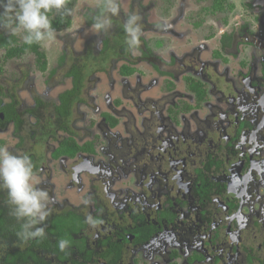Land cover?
Wrapping results in <instances>:
<instances>
[{"label": "flooded vegetation", "instance_id": "af4514ba", "mask_svg": "<svg viewBox=\"0 0 264 264\" xmlns=\"http://www.w3.org/2000/svg\"><path fill=\"white\" fill-rule=\"evenodd\" d=\"M229 1L231 12L201 15L183 30L179 22L194 10L198 16L204 3L196 0L195 9L183 0L178 9L171 6L169 22L149 23L134 0L142 33L162 35L154 43L143 37L152 54L138 63L124 50H103L107 29L100 49L90 48L96 38L86 42L88 64L79 63L73 43V64L96 84L80 89L70 116L54 109L73 87L66 74L72 86L58 98L37 94L34 79H14L11 122L2 125L0 112V134L17 140L7 149L9 173L0 169V262L15 256L9 264H264V186L255 187L264 184V0H243L245 13ZM113 19L137 21L123 12ZM203 27L204 40L180 56L168 46L174 41L167 35L183 31L194 42ZM63 55L69 56L66 49ZM35 57L38 70L52 78L57 67L46 73L47 58L42 69ZM124 65L134 72L123 74ZM143 66L156 75L150 83L142 81ZM116 69L122 81L112 77ZM99 73L107 92L97 90ZM27 93L32 106L24 102ZM45 125L37 150L26 146ZM68 141L74 150L61 151ZM248 181L253 187L242 197Z\"/></svg>", "mask_w": 264, "mask_h": 264}, {"label": "rangeland", "instance_id": "374dc122", "mask_svg": "<svg viewBox=\"0 0 264 264\" xmlns=\"http://www.w3.org/2000/svg\"><path fill=\"white\" fill-rule=\"evenodd\" d=\"M103 0H78L76 5L73 7V9L69 12V16L72 20V26L68 29H64L59 32L55 31H49L45 27V24L39 25L38 27L42 29V31L47 32V37L45 40L41 43L42 45V50H44L47 58V71L48 73L52 67H57L58 71L55 75L52 76V78L48 79V75H44L43 72H40L36 66V57L32 54H27L25 55L22 59L18 60L17 62L14 61V63L10 60L4 61V50L0 51V66L2 67V73L0 75V83L5 85L6 83L11 84L10 89L11 92L13 90V82L14 79L17 78L20 74L24 75L27 77L28 80L34 79L35 83L37 84V89L40 92H36L37 94H42L46 96L47 98H58V96L63 92L64 90H67L70 88L71 81L69 79H65L64 75L68 71V69L71 67L74 61H72L73 58L76 57V55L72 52V45L74 43V48L77 52H79V55L77 57L80 60L79 63L85 62L88 64L89 59L91 57L87 54H85L84 50H86V44L88 45V39L90 38H96V40H91L89 45L91 46L90 48H93L95 43H96V49H100L102 47V30L99 26L97 25H89L91 26L90 28H86L88 25L87 22V16L92 15V18L94 14L90 13V11H97L100 3ZM140 3L142 4L144 8L143 12V17H145L149 23L153 22H159V17L162 19L163 22L167 23L170 20L171 13H174V10L171 8L172 5L174 7L177 6V9L180 7V2H183V0H171L170 3H168L169 0H139ZM194 4V7L196 9V0H189ZM237 1V7L240 8L243 12L245 11L244 8L242 7L241 4H243V0H235ZM109 4V9L107 11V16H105L104 23L106 24V28L109 33L115 38L116 35H118V31L116 29V26L113 24L111 19L114 18L116 14H120V12H123L126 16H131L135 19H137L136 22L131 21L129 25H133V30H132V40H138L141 42L143 37H145L148 41L153 42L157 40L159 37L162 35H157L158 33L154 32H143L144 29V24L139 23V15H138V7L134 5V0H110L108 1ZM206 6L210 5L209 2L204 3ZM132 7H135V10L132 9ZM172 11H169V10ZM180 12V10L178 11ZM177 12V13H178ZM196 11L188 13L185 17L184 22H179L177 27L180 29L182 28L183 30H186V26L191 27V21H200L202 19V16L199 14L198 16H194ZM78 14V15H77ZM85 14V15H84ZM90 14V15H89ZM87 15V16H86ZM250 20V19H247ZM124 27L125 29H130L129 26L126 25H120L119 28ZM105 29L103 31L105 32ZM139 30L142 33V36L139 35ZM183 32V31H182ZM182 32H178L177 36L174 35H167V37L170 39H173L172 41H169L168 46H174L177 48V54L180 56L182 52H185L186 50H190V48L193 46L194 43H197V46L200 44L199 41L204 40V37L207 35V27H203L200 30H196V33L198 34L199 37H194L193 41L189 39L187 36L182 35ZM22 33V32H20ZM215 34V32L213 33ZM21 35V34H20ZM74 40V41H73ZM186 41V42H185ZM88 42V43H86ZM211 45L215 46L214 39L211 40ZM67 50L69 53V56H66L67 62L59 66V59L61 58L63 51ZM83 51V53H81ZM92 51V50H91ZM137 54V53H135ZM156 54H162L165 56L159 49H156ZM209 52H207L204 56L207 57L209 56ZM93 56V55H92ZM166 57V56H165ZM85 58V59H84ZM22 62V63H21ZM92 64H94L93 61H91ZM110 63V64H108ZM109 69L111 67V61L109 60L106 64ZM142 70L145 71V74L143 75L144 77L142 78V81L145 83H150L152 79L156 78L155 73L152 72L151 68L147 66H143ZM32 76V78H31ZM98 76H100L102 81L97 84V90L98 92L104 91L107 92L106 90V79L104 78V74L99 73ZM137 76V75H136ZM136 76H133L129 79L131 81V85L135 87V84L138 82L136 79ZM155 76V77H154ZM112 77L115 79H118L119 81L123 80V77L119 74L118 69L115 71H112ZM59 84V82H61ZM29 85H32L30 81H28ZM91 81L86 80L84 85L85 88H93L95 87V84L93 83L91 86ZM159 84H162V79L159 81ZM1 86V85H0ZM51 92V93H50ZM153 92V91H152ZM24 102L27 104V106H32L34 104L33 99L29 96V94H23ZM41 95V96H42ZM21 98V97H20ZM19 98V99H20ZM21 101L23 99H20ZM90 102V101H89ZM82 109L84 111H89L88 106L83 105ZM82 125V123H79ZM9 132H11V129H9ZM12 137V136H11ZM8 133H3L0 134V140H2L4 143L3 147L0 151V169L3 172H8L10 170V162H12V158L9 156L7 152L8 147L12 146L17 142L16 139L11 138ZM20 155L18 157L17 161V168H20ZM13 162H15L13 160ZM243 241L244 243L247 242L246 236L243 235Z\"/></svg>", "mask_w": 264, "mask_h": 264}, {"label": "trees", "instance_id": "16d2710c", "mask_svg": "<svg viewBox=\"0 0 264 264\" xmlns=\"http://www.w3.org/2000/svg\"><path fill=\"white\" fill-rule=\"evenodd\" d=\"M77 1L78 0H0V51L4 50V61L6 62L10 60L14 63V61L17 62L18 59L23 55L33 53L35 56H37V63L40 64L42 69H45L46 55L42 50L41 43L47 37V32L42 31V29L38 26L40 24H45V27L49 29V31L55 32L70 28L72 26V20L69 16V12L76 5ZM108 1L109 0H103L100 3L97 11H90V13L94 14L93 18L90 14V16L86 15L89 24L97 25L101 28H104L106 26V24L103 22V18L107 16V11L109 9ZM197 1L198 3H205L210 1V5L201 7V11L199 13L200 15L216 13L217 10H224L226 9V7L228 12H231L235 6L229 0ZM170 2L171 0H169V3ZM112 20L113 22L116 21L115 19ZM119 22L120 20H117L115 24H118V26L122 25ZM117 31L118 37L115 38H113L111 34H106L107 37L103 40L104 51L107 50L108 52V48H110L114 52L119 54L120 51L124 50V54L126 55V57H133L134 59H136V63L143 59L144 56L152 54L151 46H149L148 41L141 40V42H144L141 43L138 40L130 39L127 36L128 29H125L124 27L118 28ZM113 39H115L116 42H113ZM135 49H137L139 53H137L138 55L134 56L132 52ZM141 53H143V55ZM65 61V55L61 56V58L59 59V63L63 65ZM82 69H80L78 63H75L66 73L67 77L72 78L73 87L62 94L59 102L54 105L55 111L58 112L61 118L67 117L71 113L73 100L77 98L76 96L78 95V92H80L79 89L84 86L85 74L83 73ZM57 70V68L52 69L50 72V77H52L57 72ZM134 70V68L124 65L121 71L123 74H131L134 72ZM1 73L2 67L0 66V75ZM1 88L3 87L0 86V92H2ZM13 110V104H8L2 111L9 114L13 112ZM48 130L49 127L45 125L39 130V133H37V140L34 137V140H31L26 146L34 147V151H36L39 147L38 140L45 139L46 131ZM21 146H23V143H20L19 147ZM75 146L76 145L74 143L64 142L63 144H61V151L74 150ZM7 196L9 201L11 202V193L9 192ZM15 259V256L6 258L7 264H9L8 262L11 260L15 261ZM0 264L3 263L0 262Z\"/></svg>", "mask_w": 264, "mask_h": 264}, {"label": "clouds", "instance_id": "9594fccd", "mask_svg": "<svg viewBox=\"0 0 264 264\" xmlns=\"http://www.w3.org/2000/svg\"><path fill=\"white\" fill-rule=\"evenodd\" d=\"M123 24H125L126 26H129L130 27V29H128L127 36L131 39L132 36H133L132 35L133 25H129V24H131L130 22L129 23L126 22V23H123ZM115 26H116V29L118 30V28H119L118 24H115ZM105 28H106V26L104 28H101V30H103ZM109 34H111V33H109ZM139 35L142 36V33H141L140 30H139ZM141 43H144V42L142 41ZM0 85H1V87H3V88H1L2 92H6V98H4V99H1L0 98V112H1V115H2V119L5 120L2 125H5V124L11 122V114H12V112L9 113V114H7L6 112L2 111L9 104V101H8L7 97H8L9 92H11V89H10L11 84L6 83L5 85H3V84L0 83ZM11 104H13V106H14V103H11ZM263 159H264V157L262 158V160ZM263 169H264V166H261L260 165L259 170L260 171H263ZM254 175H255V173H254ZM249 184H250V181H248L246 183V189H243V184L240 186V188L242 190V197L245 196V195H247L248 192H249V190L252 189V187H253L252 184H250V187L249 188L247 187V185H249ZM263 186H264V184H260V185H257L255 187L258 189V188L263 187ZM242 243L244 244V241Z\"/></svg>", "mask_w": 264, "mask_h": 264}, {"label": "bare ground", "instance_id": "6f19581e", "mask_svg": "<svg viewBox=\"0 0 264 264\" xmlns=\"http://www.w3.org/2000/svg\"><path fill=\"white\" fill-rule=\"evenodd\" d=\"M218 2V1H217ZM217 7V6H216ZM260 7V6H259ZM221 8V7H220ZM220 8H218V9H220ZM100 9H101V7H100ZM245 13V12H244ZM19 14V13H18ZM78 15V14H77ZM85 15V14H84ZM10 19V18H9ZM5 20V19H4ZM13 34V33H12ZM243 35V34H242ZM121 39H122V37H121ZM241 39V38H240ZM11 40V39H10ZM232 40V39H231ZM118 41V40H117ZM7 42V41H6ZM8 42H10V41H8ZM119 42V41H118ZM186 42V41H185ZM228 43V42H227ZM231 44V43H230ZM7 46V45H6ZM222 51V50H221ZM90 56V55H89ZM220 56V55H219ZM87 60V59H86ZM84 67V66H83ZM183 67V66H182ZM81 69V68H80ZM83 70V69H82ZM52 76V75H51ZM191 77V76H190ZM188 78V77H187ZM189 79V78H188ZM256 80V79H255ZM197 83V82H196ZM83 84V83H82ZM200 84H202V83H200ZM81 85V84H80ZM191 86V85H190ZM197 86V85H196ZM80 90V89H79ZM201 92H203V91H201ZM204 97V96H203ZM18 99V98H17ZM41 99V98H40ZM167 99V98H166ZM65 100V99H64ZM68 100V99H67ZM195 103V102H194ZM65 104V103H64ZM162 104V103H161ZM64 108V107H63ZM25 110V109H24ZM31 111V110H30ZM66 112V111H65ZM67 113V112H66ZM62 114V113H61ZM72 114V113H71ZM64 115H66V114H64ZM63 115V116H64ZM68 115V114H67ZM241 115V114H240ZM70 116V115H69ZM174 121V120H173ZM3 123V122H2ZM117 123V122H116ZM236 124V123H235ZM179 125V124H178ZM239 126V125H238ZM71 128V127H70ZM218 132V131H217ZM235 132V131H234ZM64 133V132H63ZM72 133V132H71ZM13 134V133H12ZM44 135V134H43ZM42 135V136H43ZM54 139V138H53ZM143 139V138H142ZM112 141V140H111ZM69 142V141H68ZM71 142V141H70ZM215 142V141H214ZM35 143V142H34ZM112 143V142H111ZM20 145V144H19ZM228 145V144H227ZM29 148V147H28ZM33 151V150H32ZM211 151V150H210ZM216 151V150H215ZM83 152V151H82ZM62 153V152H61ZM90 153V152H89ZM227 153V152H226ZM63 154V153H62ZM65 154H67V153H65ZM207 154V153H206ZM261 156V155H260ZM226 160V159H225ZM223 161V160H222ZM87 162V161H86ZM229 162V161H228ZM216 165V164H215ZM31 166V165H30ZM86 166V165H85ZM24 169V168H23ZM242 169V168H241ZM61 175V174H60ZM203 181V180H202ZM204 182V181H203ZM196 184V183H195ZM14 190V189H13ZM221 193V192H220ZM87 200V199H86ZM171 201V200H170ZM186 204V203H185ZM15 207V206H14ZM96 207V206H95ZM62 213V212H61ZM120 214V213H119ZM23 215V214H22ZM32 216V215H31ZM124 216V215H123ZM261 216V215H260ZM29 223V222H28ZM138 223V222H137ZM117 224V223H116ZM259 224V223H258ZM49 225V224H48ZM258 227V226H257ZM24 229V228H23ZM8 231V230H7ZM24 231V230H23ZM260 231V230H259ZM40 233V232H39ZM120 233V232H119ZM53 234V233H52ZM74 236V235H73ZM7 238V237H6ZM57 238V237H56ZM125 238V237H124ZM264 238V237H263ZM242 239V238H241ZM206 241V240H205ZM116 245V244H115ZM248 246V245H247ZM37 247V246H36ZM35 248V247H34ZM113 249V248H112ZM112 252V251H111ZM95 253V252H94ZM214 253V252H213ZM50 254V253H49ZM109 254V253H108ZM51 255V254H50ZM98 255V254H97ZM20 256V255H19ZM18 256V257H19ZM28 256V255H27ZM134 260V259H133ZM23 262V261H22ZM6 263V262H5ZM71 263V262H70ZM22 264V263H21Z\"/></svg>", "mask_w": 264, "mask_h": 264}]
</instances>
